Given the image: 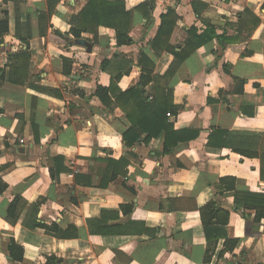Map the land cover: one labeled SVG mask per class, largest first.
<instances>
[{
	"label": "crops",
	"instance_id": "1",
	"mask_svg": "<svg viewBox=\"0 0 264 264\" xmlns=\"http://www.w3.org/2000/svg\"><path fill=\"white\" fill-rule=\"evenodd\" d=\"M49 1L0 0V21L9 24L0 39V69L6 73L0 86V186L6 187L0 192V264H264V220L235 205L236 191L218 199L230 211L226 230L238 244L220 257V240L209 263L200 214L223 177H234L236 190L264 193V0H110L133 12L134 43L118 47L115 29L101 26L97 44L92 34L83 35L90 51L68 36L73 16L89 0H59L44 18ZM169 10L178 17L173 45H184L192 26L203 33L212 25L218 38L163 82L172 90L165 98L173 110L165 119L174 132L170 140L178 141L166 153L165 130L149 140L146 130L128 146L124 133L132 123L96 90L110 86L102 63L114 61L115 54L132 62L118 82L122 91L138 87L143 52L154 73L165 74L174 56L157 53L151 41ZM18 29L31 37L28 44ZM26 50L28 79L11 83L10 57ZM64 58L71 60L69 75ZM154 85L146 86L149 101ZM56 157L64 160L56 164ZM111 159L129 165H119L117 177L102 187ZM17 194L27 204L11 224L8 209ZM36 219L78 235L57 238L33 227ZM104 227L110 232L90 233ZM143 227L149 231L141 232ZM12 241L24 248L22 261L10 255Z\"/></svg>",
	"mask_w": 264,
	"mask_h": 264
},
{
	"label": "trees",
	"instance_id": "2",
	"mask_svg": "<svg viewBox=\"0 0 264 264\" xmlns=\"http://www.w3.org/2000/svg\"><path fill=\"white\" fill-rule=\"evenodd\" d=\"M58 1L59 0H50L49 12L41 13L40 16L44 18L49 17L54 10L53 7ZM145 6L147 5H142V7ZM177 18L178 17L171 10H169L167 14L162 15L161 28L159 29L157 36L151 41V46L157 53L169 51L174 56L173 62L170 64L164 75H156L154 73V62L146 53L143 52L139 61L142 75L138 87L122 91L118 87V82L123 74L130 71L132 62L124 60L121 54H115L113 56L114 61L105 59L102 63V69L111 74L112 80L109 87L98 86L96 95L107 107L113 108L117 105L120 106L126 113L128 119L132 123V127L124 133V140L128 146H134L146 130L149 131V135L146 140L155 136V132L158 133L165 130L166 141L164 151L166 153L170 152L173 146L178 145L177 140L171 142L170 139L173 137L174 132L170 129L172 125H167V120H165L173 113L171 103H167V100L165 99L167 96L171 95L172 90L169 89L166 84L164 85L163 82L165 81L166 83L168 79L176 73L182 62H184L192 53L198 50L201 46L212 41L214 38H218V35L212 25H209L207 30L203 33H198V28L196 26H192L189 29L190 38L185 42V44L173 45L171 43V37L176 29ZM71 23L72 27L68 36L72 35V42H75L77 39H82L84 34L90 33L94 36L92 43L97 44L99 28L101 26H105L115 29L116 44L118 47L130 46L134 43V40L130 36V31L133 25V12L127 10L125 3L122 1L89 0L81 12L73 16ZM8 31V21H0V39L1 36ZM17 36L18 38L22 37V41L26 44L29 43V39L31 38H23L19 29L17 31ZM219 38L221 41L225 40L227 43H232V40L229 38ZM76 58L80 59L77 55ZM10 60L11 70L9 73V81L15 84H25L28 79V67L31 60V54L26 50L21 53L14 54L10 57ZM114 62L117 64L114 71H112L111 65H113ZM82 64H87V62L84 61ZM71 71V60L64 58V73L69 75L71 74ZM5 76V70L0 69V86L4 84ZM150 82L155 83L153 87L155 93L153 101H149L150 94L146 93V86ZM113 98L115 99V102L113 101ZM162 101H165L164 107L161 105ZM138 127H140L141 130H139L140 128L138 129ZM37 140L38 137L36 136V141ZM185 140H189V138ZM63 160L64 158L62 157L55 158L56 164L61 163ZM108 163L109 165L107 171L109 177H104V181L101 183L102 187L108 186L109 182L117 177L119 165H125L126 168L129 165V161L126 159H121L119 161L111 159L108 160ZM60 172L61 171L58 170V175ZM123 174L126 175L127 171H124ZM54 176L55 173L52 172V177ZM5 189L6 187L0 186V192H3ZM232 190L236 191L235 205H239L244 208V210H254L256 212V221L261 222L264 220V193L236 190V179L234 177L228 176L221 178L220 182L215 185V197L200 208L201 220L208 243L205 259L206 263L211 262L220 240H224L225 242V248L219 254L220 257H222L226 251H234L238 244V240L230 238L226 230V226L230 219V211L224 209L218 199V197L223 196L225 192ZM26 204L27 201H25L21 195L17 194L14 197L8 209L7 220L9 223H17ZM38 209V204L32 205V211L35 213V218ZM32 226L45 228L49 234L62 239L74 238L78 235L76 229L71 231L73 229L69 228L64 231L57 224L48 225L37 221V219L33 222ZM140 231L148 232L149 229L143 227ZM108 232L110 231H107L106 227H104L103 230L101 228L96 231L90 228L91 234H107ZM122 233L127 234L125 232ZM9 250L10 255L14 258V260L22 261L24 248L21 245L12 241L9 246Z\"/></svg>",
	"mask_w": 264,
	"mask_h": 264
},
{
	"label": "water",
	"instance_id": "3",
	"mask_svg": "<svg viewBox=\"0 0 264 264\" xmlns=\"http://www.w3.org/2000/svg\"><path fill=\"white\" fill-rule=\"evenodd\" d=\"M76 42L81 46L87 47L89 51L91 50V45L87 43L84 39H77Z\"/></svg>",
	"mask_w": 264,
	"mask_h": 264
}]
</instances>
